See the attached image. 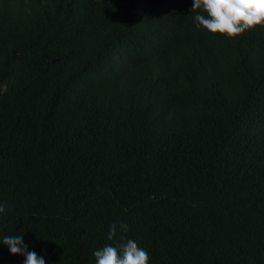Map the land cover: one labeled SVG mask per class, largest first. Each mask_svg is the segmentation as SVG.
<instances>
[{
    "label": "trees",
    "instance_id": "obj_1",
    "mask_svg": "<svg viewBox=\"0 0 264 264\" xmlns=\"http://www.w3.org/2000/svg\"><path fill=\"white\" fill-rule=\"evenodd\" d=\"M191 8L0 0V237L95 264L116 223L150 264H264V28Z\"/></svg>",
    "mask_w": 264,
    "mask_h": 264
},
{
    "label": "clouds",
    "instance_id": "obj_2",
    "mask_svg": "<svg viewBox=\"0 0 264 264\" xmlns=\"http://www.w3.org/2000/svg\"><path fill=\"white\" fill-rule=\"evenodd\" d=\"M191 12H197L193 17L197 27L230 40L258 26L264 28V0H192ZM5 210L6 206L0 204V213ZM119 230L126 233L128 226L121 223ZM107 239L114 243L94 251L95 264H150L148 252L135 240L118 235L116 223L110 226ZM0 244L7 246L12 255L23 256V264H45L43 257L28 250L23 235L0 237Z\"/></svg>",
    "mask_w": 264,
    "mask_h": 264
}]
</instances>
